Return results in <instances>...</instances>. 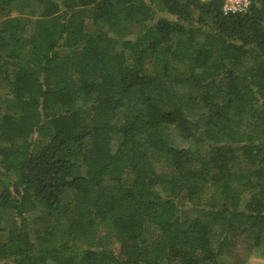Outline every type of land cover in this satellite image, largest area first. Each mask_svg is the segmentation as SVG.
Instances as JSON below:
<instances>
[{
    "label": "trees",
    "instance_id": "obj_1",
    "mask_svg": "<svg viewBox=\"0 0 264 264\" xmlns=\"http://www.w3.org/2000/svg\"><path fill=\"white\" fill-rule=\"evenodd\" d=\"M223 2L0 0V264H264V0Z\"/></svg>",
    "mask_w": 264,
    "mask_h": 264
},
{
    "label": "rangeland",
    "instance_id": "obj_2",
    "mask_svg": "<svg viewBox=\"0 0 264 264\" xmlns=\"http://www.w3.org/2000/svg\"><path fill=\"white\" fill-rule=\"evenodd\" d=\"M5 92L4 90H2ZM260 249L252 240L243 242L240 240L232 250V253L223 257V261H227L229 264H251L261 263V257H259Z\"/></svg>",
    "mask_w": 264,
    "mask_h": 264
},
{
    "label": "built area",
    "instance_id": "obj_3",
    "mask_svg": "<svg viewBox=\"0 0 264 264\" xmlns=\"http://www.w3.org/2000/svg\"><path fill=\"white\" fill-rule=\"evenodd\" d=\"M250 4L251 0H224L223 11L225 13L245 12Z\"/></svg>",
    "mask_w": 264,
    "mask_h": 264
}]
</instances>
